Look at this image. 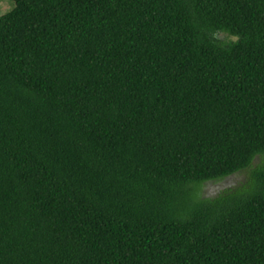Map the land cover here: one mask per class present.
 Listing matches in <instances>:
<instances>
[{"label": "trees", "instance_id": "1", "mask_svg": "<svg viewBox=\"0 0 264 264\" xmlns=\"http://www.w3.org/2000/svg\"><path fill=\"white\" fill-rule=\"evenodd\" d=\"M258 156L264 0L0 15V264H264Z\"/></svg>", "mask_w": 264, "mask_h": 264}, {"label": "rangeland", "instance_id": "2", "mask_svg": "<svg viewBox=\"0 0 264 264\" xmlns=\"http://www.w3.org/2000/svg\"><path fill=\"white\" fill-rule=\"evenodd\" d=\"M14 7L15 0H0V15L11 11ZM222 36H226L225 38H233L229 37L227 34H223ZM262 163H264V156H258L252 168L257 167ZM250 172V169H247L222 180L206 182L202 186L200 196L203 199H214L226 191L241 187L245 182H247Z\"/></svg>", "mask_w": 264, "mask_h": 264}]
</instances>
